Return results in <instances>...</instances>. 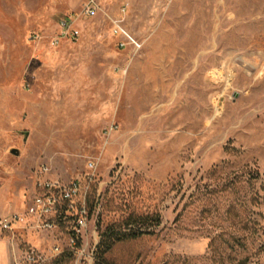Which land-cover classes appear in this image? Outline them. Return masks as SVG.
Masks as SVG:
<instances>
[{"label":"rangeland","instance_id":"obj_1","mask_svg":"<svg viewBox=\"0 0 264 264\" xmlns=\"http://www.w3.org/2000/svg\"><path fill=\"white\" fill-rule=\"evenodd\" d=\"M95 1L0 0V216L43 167L101 195L94 260L19 230L0 264H264V0Z\"/></svg>","mask_w":264,"mask_h":264},{"label":"built area","instance_id":"obj_2","mask_svg":"<svg viewBox=\"0 0 264 264\" xmlns=\"http://www.w3.org/2000/svg\"><path fill=\"white\" fill-rule=\"evenodd\" d=\"M98 12L99 5L95 0H83L78 17H94ZM75 19L67 16L60 20V30L52 46H58L64 39L74 41L80 36L74 25ZM121 34L120 21H114L113 35L118 37ZM126 44V41H120V46ZM88 170L85 175L64 182L46 178L48 168L43 167L36 176L34 195L26 209L0 216V235H15L19 230L61 233L60 236L66 237V248L56 243L52 247L53 254L94 260L100 241L95 219L100 213L101 195L99 189L93 191L96 173L92 162L88 164ZM37 257L34 249L27 254L29 261H36Z\"/></svg>","mask_w":264,"mask_h":264},{"label":"water","instance_id":"obj_3","mask_svg":"<svg viewBox=\"0 0 264 264\" xmlns=\"http://www.w3.org/2000/svg\"><path fill=\"white\" fill-rule=\"evenodd\" d=\"M11 153L13 155H19L20 154V150L19 149H12Z\"/></svg>","mask_w":264,"mask_h":264}]
</instances>
